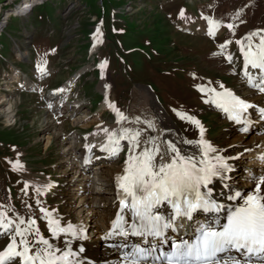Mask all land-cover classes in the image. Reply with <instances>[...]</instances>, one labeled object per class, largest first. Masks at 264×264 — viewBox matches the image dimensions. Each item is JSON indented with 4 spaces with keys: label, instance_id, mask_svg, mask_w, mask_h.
<instances>
[{
    "label": "rangeland",
    "instance_id": "1",
    "mask_svg": "<svg viewBox=\"0 0 264 264\" xmlns=\"http://www.w3.org/2000/svg\"><path fill=\"white\" fill-rule=\"evenodd\" d=\"M205 18L219 22L218 27H213L212 36ZM227 24L235 27L230 31ZM257 31L264 36V0H54L44 3L22 23L13 18L0 38V101L4 97L11 101H6L8 104L5 102L0 110V212L12 219H33V235L28 239L42 235L51 241L47 218L39 210L41 197L35 188L55 181L53 193L48 189L42 196L47 200L45 209L54 215L58 208L66 216L67 210L74 207L71 205L76 204L73 197L79 183L67 186L64 173L72 172L73 163L81 157L80 151L68 150L98 128L113 124L116 112L109 111V103L127 113L137 91L144 99L149 97L148 104L155 105V112L165 116L182 139H199V129L180 119L177 112L200 121L207 136L222 149L231 148L241 136L248 142L252 139L250 148L231 156L238 157L235 162H242L232 165V183L241 190L248 189L249 174L264 171L251 168L259 155L253 152L263 149L264 141L256 139L260 135L255 128L242 133V124L234 126L215 110L213 103H205L210 94L199 91L197 86L220 92L223 84L234 94L248 93L249 90H243L244 61L236 41ZM13 40L23 43L24 51L30 53H26L28 61L13 56ZM254 40L258 42L259 36ZM225 41L230 43L221 50ZM229 55L231 63L226 59ZM105 61L104 67H100ZM39 68L45 72L44 77L31 89L25 90L24 81L20 83L15 78L17 83L8 82L16 71L22 72L26 80L34 79ZM103 75L109 87L104 96L97 89ZM68 81H73L64 91L68 103L83 104L72 117L56 114L54 107L51 109L56 100L47 101L54 89H61ZM258 92L253 93L254 97L264 96L262 92L257 95ZM104 97L108 99V108L102 107ZM10 103L13 104L6 112ZM137 104L145 111L149 109L145 102ZM251 114L253 120L254 110ZM80 117L86 121L74 123ZM65 151L70 156H63ZM71 155L76 157L75 161ZM126 155L124 147L112 164L119 167ZM89 156L88 152L87 161ZM17 162L22 167L14 170ZM94 186L103 188L99 181ZM87 198L89 203L95 202L94 208L98 207L91 193ZM76 215L67 220L77 222ZM84 219L93 228L102 220L98 215L89 222L86 212ZM8 242L7 236H0V250Z\"/></svg>",
    "mask_w": 264,
    "mask_h": 264
},
{
    "label": "snow or ice",
    "instance_id": "2",
    "mask_svg": "<svg viewBox=\"0 0 264 264\" xmlns=\"http://www.w3.org/2000/svg\"><path fill=\"white\" fill-rule=\"evenodd\" d=\"M239 15L237 12V17ZM208 23V34L212 36L213 27H218L219 22L208 19ZM226 27L231 31L235 25L227 24ZM257 36L259 41L255 42ZM228 43L230 41L220 45L221 50ZM236 43L240 46L243 76L249 87L264 93V36H260L259 31L253 32ZM226 59L231 63L232 56ZM105 64L106 61L102 62L100 67ZM197 88L210 94L205 103H213L229 120L242 124L241 131L249 130L244 114L252 105L223 84L220 92L203 86ZM109 107L116 112L118 124L128 119L114 104L109 103ZM259 111L264 116V109ZM177 115L199 129V139L163 140L167 129H162L159 139L166 144L163 151L158 137L143 138V129H102L106 140L100 150L108 152L110 158L118 157L121 141L126 140L128 155L122 174L114 177L119 210L101 239L122 238L117 243L121 264H264V171L259 177L252 172L248 182L254 187L241 190L232 183L234 168L227 162L238 157L221 155V150L206 140L205 128L195 117L179 112ZM133 123H141L140 118ZM145 123L156 130L153 122ZM184 145L191 146V150H186ZM258 159L264 162V155ZM18 167L22 165L17 162L14 170ZM40 211L47 218L53 239L61 234L71 238L65 240L64 249L42 235L29 240L28 236L33 235V219L19 216L12 219L0 212V236L9 238L0 250V264H16L17 260L19 264H81L74 257L85 249L81 246L74 251L71 244L72 240L87 239L86 232L71 223L63 226L46 209ZM130 236L137 237L138 242L130 244Z\"/></svg>",
    "mask_w": 264,
    "mask_h": 264
},
{
    "label": "bare ground",
    "instance_id": "3",
    "mask_svg": "<svg viewBox=\"0 0 264 264\" xmlns=\"http://www.w3.org/2000/svg\"><path fill=\"white\" fill-rule=\"evenodd\" d=\"M39 1L40 0H25L23 3L25 4V6H31L32 4H36ZM13 54L15 55L16 58L23 56L24 53L21 52V46H17L16 48H14ZM24 56L27 57V55H24ZM243 67H244V64H243ZM21 74H22V72L16 71L12 77L15 78L16 81H19L20 83H23L22 81H24V84H25L24 89L27 90V89H31V88L35 87L37 80H40L41 78H43L45 72L43 71V69L39 68L36 71L35 75L33 76L34 79H28V80H26L25 76L22 77ZM241 77L243 79V86L245 87V88L242 87V88H244L243 90H249L250 93L248 92L249 94L246 93L242 96L238 93L237 94L235 93V95L238 97H241L247 103H249L250 105L253 106L247 110V112L244 114V117L246 118L247 122L249 121L247 126L255 128V130L258 131L256 134L261 136L262 134H264V116H261V113L259 110L264 109V96L254 97L253 93L258 92V90L255 88L249 87L246 78L243 76V70L241 72ZM72 82L73 81H68L65 84H63V86L61 87V89L63 91H59L61 89H54L52 94L47 98L48 102H50L52 100H56L55 104H52L51 109H52V107H54L52 111H55L56 114H59L60 116H62V115H66L67 117L75 116L78 113L79 108L83 105L81 103V101H75V102H73V104H71V103H68V101L66 99L64 91L70 87ZM106 86L107 85H106V81H105V76L103 75L102 81H101V83H99V86L97 88L100 90V92L103 94V96L107 94V91H108L107 89H109V87L108 86L106 87ZM239 92H241V91H239ZM259 92L257 93V95L261 94V92H260V94H259ZM4 98L1 99V101H0V110L4 109L2 106H4L5 102L7 101V99L6 98L4 99ZM106 99L104 101H106ZM148 99H149V97L147 99H144V95L142 93H139L138 91L133 93V101L131 103L132 105L129 107V110L127 113H123L124 116H126L128 118L127 120H123L118 124L116 122L117 121V116H116V118H114V122L112 125H108V126L104 125V126L98 128L96 130L97 132H94L92 135L89 134V136L87 138H83V139L79 140L75 146L71 147L68 150V151H70V150L74 151L75 153L80 151L81 157H80V160L76 162L75 161L76 157L74 155H71L73 157V161H75V163H73L74 167H72L73 171L72 172L67 171L66 173H64L65 179L63 181H65L64 183L67 186H70L73 182H78L79 184H78L77 188L75 189L74 193L75 192L79 193V196L75 195L76 193L74 194L73 200L76 201V204H72V205L70 204L71 206H74V207L67 210L66 216H62L60 214V210L58 208L55 210L56 213L52 216H53V218L60 220V222L63 226H66L67 224L72 222V221L69 222L68 221L69 219L67 220V218H71L72 215H74V214L76 215V213H77L76 216H77V218H79L78 221L73 223V224L71 223V224L76 226L77 228H82L86 232L87 239H85V240H79V239L72 240L71 247L73 248L74 251H78V249L81 246L84 247L85 251L83 253H79L78 256L74 257V259L77 261H80L81 264H121V251L117 247V243H119L122 238L117 237V238H115V240L104 241L101 239V237L105 233L108 232V230L111 226V221L115 218L116 212L119 210V202H118L117 196H116V187H115L114 177L117 174H122L124 162H122L120 164V166L116 168V166L114 164H112V161L116 157L110 158L108 152H104V151L100 150L101 147L105 144V140H106V135L102 131V129L107 128L110 131H112V130L119 131L121 128H130V129L140 128V129H143L144 130V137L143 138H147L149 135L158 137L157 142L160 144V148L162 151L166 148V144L162 143L161 140L159 139L160 131L162 129H167V131L163 135V138H162L163 140L182 139L179 136H177L178 134H177L176 129H174V127H171L169 122L167 120H165V116L163 117L162 115H159L158 112L157 113L155 112V110H156V108H154L155 105L150 104V103H149L150 105L148 104ZM17 100H19V98ZM8 101H10V99ZM107 101H108V99H107ZM138 102L147 103L149 109L147 111H145L140 105L138 106V104H137ZM14 103H15V101H14ZM11 104H13V103L9 104L10 106L8 107L6 112H8L9 109L11 108V106H12ZM102 107L108 108V102L107 103L105 102L104 104H102ZM214 108L217 112L222 114V116L226 120H229L227 118V114H225L223 111L218 109L215 105H214ZM252 110H254L255 118L250 121L249 116L253 115V114H251ZM3 113H5V110H3ZM137 117H139L140 121H141V123H139V124L133 123V121H135V119ZM79 121L81 124L83 121H86V119H85V117H80L74 123H77ZM147 121H151L154 123V125L156 127L155 131H153L152 129L147 127V124L145 123ZM229 121L232 124L235 122L232 120H229ZM239 125H241V124H239ZM242 133H243V131H242ZM204 135H205L206 140H208L217 149H220L221 150L220 154L225 156V157H231L233 155L237 156V153H239L240 150L250 148L249 146L252 145L251 142L253 141L251 139V142H248L246 140V138H244L245 136H241V137H239V139H237L235 141V144L231 148H229V149L223 148L222 149L220 144H218L216 141H212L207 136L206 130H205ZM260 136L259 137L256 136L257 137L256 139L260 142L264 141V135H263V137H260ZM253 139H255V137ZM121 144H122V149L124 147H127V155H128L127 141L126 140L121 141ZM230 145L231 144H229V146ZM89 147L91 148L90 151H89ZM239 147H242V148H240L238 151H236ZM184 148L186 150H191V146H189V145H184ZM88 152L90 153V156L88 159L89 161H87L88 163L84 164L85 158L88 155L87 154ZM253 153L254 154L259 153L258 157L260 156V154L264 155V147H263V149L261 148V150L253 152ZM62 154H63V156H66V155L70 156V155H68L67 151L63 152ZM127 155L125 157H127ZM258 157L256 158L257 162H252V165H257V166H259L257 168H260V167L264 166V162H261L258 159ZM235 160L236 159L228 160L227 162L231 165L232 164H241L242 165V162H240V161L235 162ZM62 162H66V161H62ZM90 164H93V165L90 166ZM86 165H89L88 166L89 168L85 167ZM241 165H238V166H241ZM70 169L71 168H69L68 170H70ZM89 174H91V176H89ZM260 175H261L260 172L256 174L257 177H259ZM79 176H81V177L78 178ZM60 181H62V180H60ZM96 181L101 182V185L103 188L95 187L94 185H96ZM43 182H45V181H43ZM53 182H55V181H53ZM53 182H51V184H47V185L45 183H41L40 186L35 188V190L37 188L40 189V191L37 192L40 194V197H41V199L39 200L40 203H38L39 210L41 208H43V209L47 208V205H46L47 200L42 199V196H43L44 192L48 191V189H50L51 193H53L52 189H53V187H55ZM248 183H250V182H248ZM88 186H89V188H88ZM253 187H254V184L250 183L248 189H251ZM216 192L217 193L220 192L219 186L216 187ZM88 193H91L93 195V199L98 201V205H97L98 207L97 208H94V205H96V204H92V203H95L94 201L91 203H89L87 201L88 200V198H87ZM103 196H105V197H103ZM162 211H163V209H162ZM84 212H86L87 215L89 216V222H90V220H92V218H94L98 215H99V217L101 216L102 220H101V223L99 224V226H96L94 228L92 226H88V222L85 219L82 220ZM130 222H131V220L129 218V223ZM68 239H71V238L67 235L61 234V236L59 238L52 239L50 242L53 243L56 247H58L60 249H64L65 240H68ZM128 242L130 244L134 243V242H138V238L130 236V237H128Z\"/></svg>",
    "mask_w": 264,
    "mask_h": 264
},
{
    "label": "built area",
    "instance_id": "4",
    "mask_svg": "<svg viewBox=\"0 0 264 264\" xmlns=\"http://www.w3.org/2000/svg\"><path fill=\"white\" fill-rule=\"evenodd\" d=\"M14 2L15 0H4L0 3V35L12 17H21L28 14L29 6H25V4H23L20 7L21 2L17 4H14ZM13 4L14 7L12 9H9L10 5ZM21 10H23L24 12L21 13Z\"/></svg>",
    "mask_w": 264,
    "mask_h": 264
}]
</instances>
